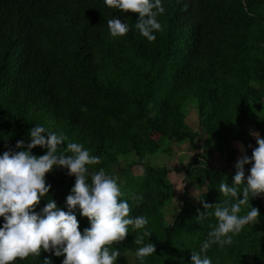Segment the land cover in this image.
I'll list each match as a JSON object with an SVG mask.
<instances>
[{"label": "trees", "instance_id": "1", "mask_svg": "<svg viewBox=\"0 0 264 264\" xmlns=\"http://www.w3.org/2000/svg\"><path fill=\"white\" fill-rule=\"evenodd\" d=\"M77 14L66 20L44 13L41 0H6L0 15V154L27 135L36 123L82 143L101 156V167L119 177L129 215H146L152 235L145 241L156 253L144 264H190L216 223L200 197L213 208L225 197L218 186L232 183L238 149L249 156L257 147L249 126L264 136V0H163L158 14L162 30L148 40L135 28L139 13L110 8L104 0H71ZM104 4V5H103ZM128 23L129 31L113 37L107 21ZM197 111L199 128L187 122ZM201 150L181 167L189 188L172 217L166 205L176 189L171 168L153 158L169 153L172 143ZM58 146L62 151L66 146ZM35 155L46 149L36 146ZM214 152L225 164L215 167ZM133 154L135 161L127 162ZM241 156L243 153L240 154ZM207 163V165H206ZM133 166L142 168L134 174ZM251 165H245L246 176ZM231 170V171H229ZM76 177L64 167L46 173L50 191L35 211L55 199L66 211V197ZM260 209L258 223L245 225L231 245L213 244L207 254L213 264H264V194L250 198ZM248 206L242 208V213ZM80 229L88 217L75 210ZM4 217H0V226ZM131 230V226H129ZM136 231L114 242L121 250L116 264H141L135 256ZM31 256V255H30ZM44 256L25 264H43ZM53 264H60L53 261Z\"/></svg>", "mask_w": 264, "mask_h": 264}, {"label": "clouds", "instance_id": "2", "mask_svg": "<svg viewBox=\"0 0 264 264\" xmlns=\"http://www.w3.org/2000/svg\"><path fill=\"white\" fill-rule=\"evenodd\" d=\"M44 13L54 18L66 20L77 14V7L71 0H41ZM236 1V0H234ZM6 0H0V15L3 14ZM15 7L20 5L14 0ZM107 9L115 8L139 13L135 28L148 40L156 39V31L162 30L157 19L165 11L163 0H104ZM104 5V4H103ZM111 36L117 37L129 31L128 23L112 17L107 21ZM251 135L257 140L249 156L243 155L236 162V172L232 183L222 179L218 189L225 197L215 204L214 212L208 211L213 204L199 198L204 209L196 219L202 222L206 216L214 215L216 223L210 227L207 237L198 249L192 248L190 264H213L207 254L216 244L220 247L231 245L233 237L245 225L258 223L260 209L253 206L250 198L264 194V136L257 130ZM29 140L16 141L14 150L9 147L0 154V264H25L31 256H44L43 264H116L121 250L113 247L114 242L125 239L130 231H136L135 256L144 264L147 257L156 253V245L145 237L151 231L145 227L149 223L146 215H129L128 200L122 199V188L115 173L106 172L103 167L91 170L89 165L100 162L101 156L90 153L82 143L68 140L56 131L36 123L27 133ZM66 146L58 151V146ZM41 146L46 149L42 155H35L32 149ZM250 164L246 176L245 165ZM207 165V163H206ZM64 167L69 175L76 177L70 194L66 197L67 211L58 206L55 199L35 211L37 204L50 191L52 185L46 181V173L54 168ZM248 210L242 213V208ZM89 218L90 227L80 229V221L75 210ZM131 226V230L129 228ZM31 255V256H30ZM40 264V263H38ZM133 264V263H132Z\"/></svg>", "mask_w": 264, "mask_h": 264}, {"label": "rangeland", "instance_id": "3", "mask_svg": "<svg viewBox=\"0 0 264 264\" xmlns=\"http://www.w3.org/2000/svg\"><path fill=\"white\" fill-rule=\"evenodd\" d=\"M189 112L190 113L186 119L188 124L194 128H199L200 126L198 125L197 120L198 113L196 109L190 107ZM248 128L251 131L254 130L253 126H249ZM235 146L238 149L237 157L239 159L241 157L240 154L243 153V151L241 149V145L235 144ZM170 147L171 151L169 153H160L159 155L153 158V161L156 164L167 165L172 170L169 177L175 186L176 193H174L172 201L169 202L165 207L166 214L168 217H172L173 213L181 207V203L183 201V192L187 187L189 188L187 181L185 180L184 171L181 170V167L185 164H188L192 160L193 156L201 151L192 149L188 143H183L180 145L174 142L170 145ZM136 159L137 157L133 154H129L127 156L128 163L135 161ZM212 162L215 167L222 166L225 164V161L222 160L220 154L216 152H214L213 154ZM132 171L134 174H139L141 173L142 168H140L139 166H133ZM189 191L191 192L190 194H193L190 196V200L192 199L195 201L197 194L196 190L189 188Z\"/></svg>", "mask_w": 264, "mask_h": 264}]
</instances>
